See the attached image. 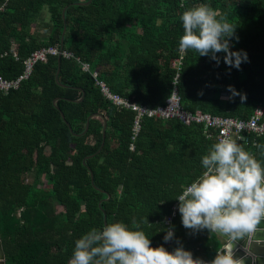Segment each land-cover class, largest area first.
Instances as JSON below:
<instances>
[{"label": "trees", "instance_id": "16d2710c", "mask_svg": "<svg viewBox=\"0 0 264 264\" xmlns=\"http://www.w3.org/2000/svg\"><path fill=\"white\" fill-rule=\"evenodd\" d=\"M80 1L87 0H0L1 77L15 78L22 60L41 47L71 54L58 60L47 54L16 88L0 91L4 264H66L83 234L115 221L131 227L133 219L153 247L172 251L179 241L194 257L210 260L220 248L213 232L185 229L177 206L168 225L163 219L183 187L202 174L201 159L217 130L144 116L131 139L133 112L104 98L95 79L129 101L154 107L168 96L176 73L183 109L246 119L260 107L264 120V0ZM201 3L236 26L232 50L247 54L239 69L225 65L223 53L217 65L195 50L179 49L180 16ZM229 85L246 98L233 95ZM103 121L100 149L82 162L99 147ZM243 134L238 143L264 167V149L256 147L264 145V134ZM30 171L46 177L47 193L27 180ZM167 227L174 230L169 243L163 240Z\"/></svg>", "mask_w": 264, "mask_h": 264}, {"label": "clouds", "instance_id": "9594fccd", "mask_svg": "<svg viewBox=\"0 0 264 264\" xmlns=\"http://www.w3.org/2000/svg\"><path fill=\"white\" fill-rule=\"evenodd\" d=\"M180 20L181 51L195 50L217 65L220 63L217 54L223 53L225 65L236 69L247 61L243 50L233 51L231 47V40H238L236 26L210 5L189 7L182 12ZM228 90L240 95L241 100L246 98L231 85ZM256 147L264 149V145ZM201 164L202 174L183 187L176 198L177 211L182 226L192 233L207 230L225 238L226 243L210 260L194 257L179 241L172 251L163 244L153 247L141 224L133 219L131 227L115 221L83 234L75 241L68 264H244V258L235 254V243L251 238L264 220V167L227 134L210 146ZM173 238L174 230L166 229L164 242L169 243Z\"/></svg>", "mask_w": 264, "mask_h": 264}, {"label": "built area", "instance_id": "2783aa9c", "mask_svg": "<svg viewBox=\"0 0 264 264\" xmlns=\"http://www.w3.org/2000/svg\"><path fill=\"white\" fill-rule=\"evenodd\" d=\"M1 8V6H0ZM181 52V51H180ZM47 54L60 55L69 57L71 54L68 51L58 49L54 46L41 47L32 51L26 58L22 60V71L13 79H6L0 76V91L5 93L11 88H16L19 81L26 78L31 71V67L35 61H44ZM181 54V53H180ZM15 57V54L12 53ZM181 56L173 62V65H178ZM77 59V58H76ZM82 70H87V65L80 63ZM91 76L95 77V72H91ZM176 76L172 78L171 88L168 96L164 99L162 104L154 107H147L145 105L137 104L129 101L127 98L111 92L107 86L99 79H95V83L99 88L100 93L113 105L129 109L133 112L132 125H131V139L134 138L138 128L139 122L142 117H156L159 119L175 118L181 123L188 125L190 123H199L203 128H214L217 130L216 142L223 135L227 134L237 142L245 141L243 132H251L255 134H264V120L259 119L262 115V109L256 107L253 109L251 115L246 119H236L233 117L214 116L198 110L188 111L180 106L179 95L176 90ZM132 149V145H129ZM187 186V185H186ZM181 194V193H180ZM177 206V200L171 205L170 213L163 219L164 224L168 225L174 210ZM169 227H167L168 229Z\"/></svg>", "mask_w": 264, "mask_h": 264}, {"label": "water", "instance_id": "95a60500", "mask_svg": "<svg viewBox=\"0 0 264 264\" xmlns=\"http://www.w3.org/2000/svg\"><path fill=\"white\" fill-rule=\"evenodd\" d=\"M87 2H89V0L76 2V4H85ZM63 10H64V8L61 10V14H60L61 17H63ZM63 31H64V26L62 28V32ZM61 43H62V39L60 37L59 48L62 47ZM58 58H59V56L57 55V60H58ZM57 71H58V67L56 68V71L54 73V80L56 82H57V79H56ZM59 115L63 119L64 123L67 125L66 121L64 120L63 114L60 111H59ZM67 127L69 129L68 125H67ZM86 128H87V119L85 121V126H84L82 133L85 132ZM104 128H105V124L103 121V124L101 127V142H100L99 147L97 148V150L94 153L85 156L82 159V162L85 158L91 157L93 154H95L100 149V147L102 145L103 137H104ZM89 177H90V183H91L92 182L91 172H89ZM103 224H104V218H103ZM258 229H260V230H258L251 238L246 237L244 239L238 240L235 243V249H236L235 254L238 257L244 258V264H264V231H261V230H264V220H262L260 222V224L258 225ZM213 233L215 235H217L222 241V244L220 245V248H219V250H220L223 247V245L226 243V240L221 234H218L216 232H213ZM68 261H69V259H67L66 264H68ZM0 264H4V256H3V251L1 249V245H0Z\"/></svg>", "mask_w": 264, "mask_h": 264}, {"label": "rangeland", "instance_id": "374dc122", "mask_svg": "<svg viewBox=\"0 0 264 264\" xmlns=\"http://www.w3.org/2000/svg\"><path fill=\"white\" fill-rule=\"evenodd\" d=\"M27 180L31 181L34 186L39 187L41 191L45 193L48 192L49 181L42 173L34 176L33 171H30L29 173H27ZM45 198H47V194L45 195ZM53 205L55 208H58V205L55 202Z\"/></svg>", "mask_w": 264, "mask_h": 264}, {"label": "crops", "instance_id": "0c3cea01", "mask_svg": "<svg viewBox=\"0 0 264 264\" xmlns=\"http://www.w3.org/2000/svg\"><path fill=\"white\" fill-rule=\"evenodd\" d=\"M43 16H45V15H43ZM215 236H216L217 240L219 241V243H220V245H221V244H222L221 239H220L217 235H215Z\"/></svg>", "mask_w": 264, "mask_h": 264}]
</instances>
